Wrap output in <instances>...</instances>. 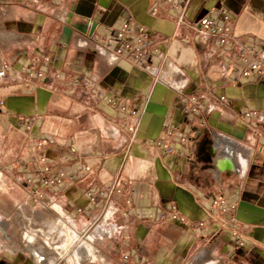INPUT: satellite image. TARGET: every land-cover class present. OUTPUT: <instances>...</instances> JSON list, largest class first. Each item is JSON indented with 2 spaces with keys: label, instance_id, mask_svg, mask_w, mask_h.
<instances>
[{
  "label": "crops",
  "instance_id": "crops-1",
  "mask_svg": "<svg viewBox=\"0 0 264 264\" xmlns=\"http://www.w3.org/2000/svg\"><path fill=\"white\" fill-rule=\"evenodd\" d=\"M222 6L239 42L264 49V0H192L188 18ZM179 12L165 0H0V64L9 73L0 81V196L10 199L0 202V213L14 211L26 181L29 193L58 198L71 218L78 216L72 220L84 234L102 205H88L85 193L115 183L122 193L110 201L119 208L113 223L124 229L102 240L114 252L93 242L107 264H264V77L231 84L212 44L177 27ZM129 19L165 44L161 55L147 62L114 58L118 31ZM35 57L39 66L23 70ZM42 69L46 80H29ZM52 74L87 79L94 88L73 89ZM96 91L105 97L96 98ZM195 91L206 101L187 117L184 107ZM222 96L226 101L218 102ZM107 98L132 103L137 114L115 109ZM167 124L190 135L186 145L173 142L176 158L155 145ZM41 158L77 180L55 190L43 186L50 174L33 164ZM213 198L237 204L236 229L211 214ZM76 206H86L85 214H75ZM172 209L191 222L207 221L204 232L149 218ZM5 228L0 264H36L12 251L14 245L7 250Z\"/></svg>",
  "mask_w": 264,
  "mask_h": 264
},
{
  "label": "built area",
  "instance_id": "built-area-1",
  "mask_svg": "<svg viewBox=\"0 0 264 264\" xmlns=\"http://www.w3.org/2000/svg\"><path fill=\"white\" fill-rule=\"evenodd\" d=\"M172 11L179 12L176 20L177 27L187 26L196 32L203 43H211L214 55L217 57V66L223 77L231 84L247 83L254 78L264 77V49L262 44H255L247 46L241 44L234 35L232 19L230 12L227 7L222 6L218 9H205L198 14L194 19L188 18V11L192 0H165ZM156 14V11H153ZM116 41H118V47L115 51L114 58L117 60L124 55H129L132 60L139 62H147L152 55H161L164 51L165 44L162 42L151 41L150 34L142 26H135L132 19H129L122 25L118 31ZM111 48V43L108 45ZM41 59L35 57L31 60L26 68L38 67ZM46 61L48 59L46 58ZM16 76V73L14 77ZM54 78L62 79L65 85L70 86L73 89L79 88H94L91 81L82 79L76 76H70L63 78L60 74H52ZM9 78L8 67L5 64H0V81L7 80ZM29 80L37 78L39 81L46 80V71L40 70L34 74H30ZM28 87H34L33 84L28 83ZM184 93V91H180ZM96 98H104L102 91L95 92ZM206 101V96L199 91L192 93L184 107V113L187 117H192L196 112H199ZM218 102L226 101V97H218ZM107 103L113 106L115 109L127 113L128 115L135 116L137 114L134 110L132 103H123L122 101L114 100L113 98H107ZM5 106V102L0 99V113ZM249 115V114H248ZM129 131H134V127H128ZM189 133L186 128L178 127L176 125L167 124L165 125L162 135L156 141L155 145L163 150L167 155L176 158L177 152L173 147V142L179 140L181 144L186 145L189 141ZM46 143V141H44ZM48 160L46 158L37 159L33 164L35 166H43L42 172L50 174L47 178L42 181V185L55 190L66 186V184L75 182L78 178V174H68L65 171H52V168L48 166ZM45 165V166H44ZM89 170V168H87ZM122 189L117 184H112L106 188L91 189L85 193L88 205L98 204L102 201L99 216L94 220L85 230L97 225V236L91 239L88 235H81L78 233L76 226L72 218L65 214L63 219L67 220V223L72 222L75 227L73 230L80 239L89 240L93 246V242L97 240H103L104 238H111L113 234L120 235L124 227L117 226L113 223L115 216L119 212L118 206H114L110 203L111 198L115 194H121ZM38 195V194H37ZM40 198H43V194H39ZM130 205V201L127 202ZM53 208V206L51 207ZM86 206H76L75 214H85ZM237 210V204H226L222 198H213L211 214L217 216H223L226 223H230L235 229L238 227L236 223L235 212ZM131 211L126 209L123 212L124 216H129ZM137 217H140L137 215ZM151 220L166 221L180 226H187L191 231L204 232L207 221H189L185 216L179 214L175 209L172 210H161L149 215ZM65 228V226H63ZM62 228V229H63ZM102 228L103 231H100ZM66 230V229H65ZM89 231V230H88ZM87 234V233H86ZM65 238V232L62 233ZM94 248V246H93ZM94 251L96 252L95 248ZM97 253V252H96ZM130 254L125 253L124 260H129ZM91 263L97 261L94 259L89 260Z\"/></svg>",
  "mask_w": 264,
  "mask_h": 264
},
{
  "label": "rangeland",
  "instance_id": "rangeland-1",
  "mask_svg": "<svg viewBox=\"0 0 264 264\" xmlns=\"http://www.w3.org/2000/svg\"><path fill=\"white\" fill-rule=\"evenodd\" d=\"M28 185H26V181H21L20 183V196L18 198L19 203L18 206L15 207L13 212H4L0 213V228L5 230V226H7V233L5 232V235L7 238L11 239V243H7V250L14 249L12 251L17 252L18 250H21L24 256H28L29 254L23 252L24 246L27 244L26 239V233L28 234H34L36 238V242L42 244L46 241H51L52 243H55V245L60 244H66L69 234L72 232H75L73 229L75 228L73 225H70L67 223V220L63 219V217H60L58 213L54 211L53 208H51L54 205L59 204V200L54 201H48L45 199V197L40 198L39 194L29 193L30 190H28ZM9 197H1L0 196V202L3 205L9 204ZM65 214L68 216L69 214L64 210ZM74 218V217H73ZM72 218V219H73ZM75 217L74 220H78ZM74 222V221H73ZM6 224V225H5ZM65 226V228H63ZM89 228L85 234H83L79 228L78 233L81 235H88L93 239L94 236H97V225ZM63 228V229H62ZM87 228V227H86ZM66 229V230H65ZM84 232L86 229H83ZM100 231H103L102 228H100ZM66 234L65 238L63 237L62 233ZM76 233V232H75ZM79 236V235H78ZM80 237V236H79ZM85 239V238H84ZM104 240V239H103ZM85 245L91 246L93 249L92 244L89 240L85 239ZM97 241V239L95 240ZM16 243V244H15ZM105 247L103 246L104 241H100L96 243V246H101V248H105L104 250H107V252L112 251L114 252V249H112V245L110 247L109 242H105ZM6 244L5 242L0 241V245L4 246ZM85 247V246H84ZM76 254V253H75ZM68 255V256H67ZM98 255V254H97ZM74 256L73 254V246H71L69 253H66V258ZM65 258V259H66ZM63 260L62 264H66L67 260ZM85 262V261H84ZM89 261H86L87 263ZM84 263V264H85ZM96 264H107L108 262L104 260L102 256H99Z\"/></svg>",
  "mask_w": 264,
  "mask_h": 264
},
{
  "label": "bare ground",
  "instance_id": "bare-ground-1",
  "mask_svg": "<svg viewBox=\"0 0 264 264\" xmlns=\"http://www.w3.org/2000/svg\"><path fill=\"white\" fill-rule=\"evenodd\" d=\"M53 209L60 217L64 216V212L56 205L53 206ZM69 224L72 225L71 222ZM25 236L27 247L24 250L32 257L36 264H62V259L67 260L66 264H82L85 260L98 259L94 248L86 246L85 239L81 240L75 232L69 234L66 244L60 245H55L50 240L42 244L38 243V245L34 234L26 233ZM71 246H73L74 256L66 258V253H69Z\"/></svg>",
  "mask_w": 264,
  "mask_h": 264
},
{
  "label": "water",
  "instance_id": "water-1",
  "mask_svg": "<svg viewBox=\"0 0 264 264\" xmlns=\"http://www.w3.org/2000/svg\"><path fill=\"white\" fill-rule=\"evenodd\" d=\"M97 21L94 22V24L90 27V30H89V36L90 37H93L95 31H96V28H97ZM87 30L88 29H84V32L87 33ZM71 35H72V30L68 28V33H67V42H69L70 38H71Z\"/></svg>",
  "mask_w": 264,
  "mask_h": 264
}]
</instances>
